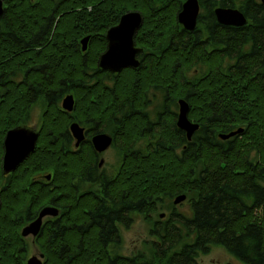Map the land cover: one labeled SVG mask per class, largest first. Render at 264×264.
<instances>
[{"label":"trees","instance_id":"trees-1","mask_svg":"<svg viewBox=\"0 0 264 264\" xmlns=\"http://www.w3.org/2000/svg\"><path fill=\"white\" fill-rule=\"evenodd\" d=\"M183 1L61 0L62 7L53 11V0H3L0 140L23 121L38 97L45 95L47 104L42 113V138L47 131L56 134L66 126L67 113L59 104L66 92L74 94L73 113L82 114L142 108L146 88L152 84L164 86L172 98H187L188 118L199 124L190 140L182 130L183 156L174 152L181 141L178 135L173 137L169 119V141L154 151L126 155L117 178L107 183L110 191H127L130 211H156L160 195H191L190 219L176 220L177 226L169 220L149 229L162 241L161 246L150 241L149 256L142 252L134 257L113 254L109 245L122 225L111 226L116 213L110 211L124 205L123 195L111 196L110 211L81 197L77 215L82 229L40 233L46 264H162L167 249L176 248L180 241L183 244L171 254L169 264H200L198 255L214 244L243 264H264V7L260 0H199L197 26L187 31L176 18ZM219 5L239 8L247 23L236 27L219 24L213 14ZM129 10L142 13L135 44L150 46L152 51L160 48V57L154 56L148 71L141 64L138 69L122 70L113 85L107 86L102 79L109 73L96 69L98 56L106 48L103 34ZM85 34L91 39L83 52L79 40ZM197 65L207 68L188 76ZM89 72L98 73V83L84 88ZM21 73L23 78L16 80ZM136 122L129 129L135 126L139 133L142 121L137 117ZM241 127V133L230 138L218 137ZM46 142L47 148L52 146L51 138ZM46 147L38 155L43 169L57 170L63 181H70L73 165L68 158L56 165L57 153ZM91 153L76 156L75 168L83 178L93 159ZM22 187L16 186L15 199L24 195ZM4 198L10 205L9 194ZM3 212L1 235L12 227L8 208ZM23 253L18 235L0 236V264H23Z\"/></svg>","mask_w":264,"mask_h":264},{"label":"flooded vegetation","instance_id":"flooded-vegetation-1","mask_svg":"<svg viewBox=\"0 0 264 264\" xmlns=\"http://www.w3.org/2000/svg\"><path fill=\"white\" fill-rule=\"evenodd\" d=\"M60 1L61 0H53V2H55L53 11H58L62 7L61 3H59ZM116 24L117 23L113 26ZM105 34L106 32L103 36L107 45ZM90 39L88 40L87 47ZM158 45L159 47L161 46V44ZM134 46L139 48V51L136 54L139 60V65L137 68L129 67L138 69L141 64V67L144 68V70H150L154 56L157 58L160 57V48L152 51L149 48L150 46H137L135 40ZM106 48L101 53H103ZM127 68H123L118 73H115L110 70L101 69L98 66V61L96 63V69L109 73L107 75L108 77L105 76L102 79V83L107 86H112L115 80L114 77ZM87 74L88 75L84 77V88H87V85L90 86V84L98 83V81H96L98 73L89 72ZM146 89V102L145 106L142 108H122L121 110L112 109L110 111L84 112L82 114L73 113L74 109L70 112L62 109L61 100L66 94L71 93L74 98L72 92H66L59 102L61 110L67 113L66 126L64 129H61V131L56 132V134L52 131H47L41 138L40 132L42 130V122L40 124L31 125L22 121L17 124H26L34 129L36 128V130H38V138L35 143V149L26 154L25 157L16 163L15 167L9 172L3 171V158L6 150L4 137L7 131L5 132L0 140V220L4 213V209L8 208L12 227L7 234H0V236L18 235L20 237L24 251V258L22 260L23 264H26L27 260L32 255L38 257L42 261V264H46V250L43 249V246L40 245L38 240L41 232L82 229L80 226L82 222L77 215L81 197L88 198V200L93 201L95 204L101 206L104 205V207L110 211V205L113 203L111 196L119 193L121 196L123 195L121 197V202L124 205H121L120 208L117 207L114 212L110 211V214L112 215H115L116 213V216H113L114 218L112 217L110 220L111 226L132 224L136 220L135 217L138 215L141 216L145 222H150V228L155 224L163 225L164 222H168L169 220H172L171 222L173 225L177 226L176 220L190 219L189 215L184 214L182 211H177V206H179L180 203H183L185 199L186 202H188V195L185 193H183L186 195L185 199L179 203L173 202L176 197V195H174L172 197V203L168 207L167 205L163 206L164 196H157V210L144 213L140 210L130 211L128 209V198L125 196L127 191L125 189L120 192L110 191V188L107 185L108 182H113V180L119 175L120 167L126 155H139L140 152L148 151V149L154 151L157 146L163 144V142L166 144V142L169 141V135L166 136V134L169 133L167 130L169 119L172 120L173 131H175L173 137L175 138L176 135H178V141H181V145L174 148V152L184 156L182 130L177 125V116L179 112L178 95L172 98V95L164 86L162 87L157 84H152ZM137 117L140 118V121H142L141 124L143 125L139 133L136 132L137 127L135 128V126L132 131L129 129V126L132 123H137ZM44 120L45 118L42 119V121ZM72 122H76L83 128V138L79 141L78 145H76V138L70 130V123ZM100 134L109 137L110 143L106 148L98 151L96 145H94L93 138ZM46 138L52 139L53 142L51 147H46L49 146L47 142L45 143ZM164 138L167 140L164 141ZM44 147L51 150L50 152L57 153L54 157L56 159V165L61 162L62 158L63 161H66L65 159L68 158L70 165H73L74 168L73 173L69 177L70 181L66 179L63 181L60 178V175L57 174V170L54 172L53 169H43V166L39 162L38 155L40 154V149L42 148L43 150ZM86 151L87 153L88 151H91V155H93V159L90 160V165H88L87 168V175L85 176L87 179L83 178L84 176L81 173L79 174L75 168L77 160L76 156L79 155V153H84ZM111 151H113V154L107 155ZM21 174L22 176L20 177ZM68 183H70L69 187L67 186ZM21 185L23 186L22 189L25 193L15 199L17 195V192H15L16 186L20 187ZM48 193H50L49 197H44V194ZM8 194L11 197L10 205L7 202L4 203V197L5 195L8 196ZM114 201L117 202L118 199H114ZM5 204H8V206ZM42 211H44V214L39 217L40 212ZM155 215L157 216L156 219H154ZM150 217H153V219ZM37 220L38 226L36 230H30L27 235H22L24 228ZM32 233L37 234L34 235ZM29 236H32L31 244L39 248L40 251L38 254L31 253L28 255V246H26L24 240L25 237ZM150 236L152 235L150 234ZM189 237L191 238V235H189ZM153 240L154 242H157L158 245H162V241L157 240L156 237H154ZM182 244L183 242L180 241L175 244L177 248L174 247L167 249L168 252L160 259L162 264H169V257L172 253L179 251ZM120 256L127 257L128 255Z\"/></svg>","mask_w":264,"mask_h":264},{"label":"water","instance_id":"water-1","mask_svg":"<svg viewBox=\"0 0 264 264\" xmlns=\"http://www.w3.org/2000/svg\"><path fill=\"white\" fill-rule=\"evenodd\" d=\"M229 1V0H225ZM260 3L264 7V0H260ZM4 13L3 0H0V17ZM200 14V1L199 0H184L181 3L179 12L177 13V22L187 31H193L197 26V19ZM213 14L217 22L221 25L228 26H243L247 23V18L244 13L237 7H231L228 5L214 7ZM142 21V13L139 11L129 10L123 13L117 24L107 29L106 38L107 45L106 50L99 55L98 66L101 69L110 70L118 73L121 69L129 66L137 68L139 60L136 56L139 48L134 46V34L139 29ZM89 35H85L81 40L82 51L86 50ZM179 112L177 116V125L185 132L186 139L190 140L193 134L197 131L199 126L198 122L188 118L189 102L187 98L179 99ZM62 109L64 111H72L75 107L74 98L71 93L66 94L61 100ZM70 130L76 138V145L83 138V128L76 122L70 123ZM243 128H237L229 133H219L218 137L221 139L230 138V136L241 133ZM38 136V130L36 128L21 124L13 126V128L7 130L4 137L5 154L3 171L9 172L15 164L22 160L26 154L33 151ZM94 145L98 151L106 148L110 143L109 137L104 134H100L93 138ZM185 194L179 193L174 198V203H179L184 200ZM44 214V211L40 212V216ZM35 226V227H34ZM38 226V220L34 223H30L28 227H25L22 235H27L30 230H36ZM37 234V233H32ZM26 264H42V261L32 255L27 260Z\"/></svg>","mask_w":264,"mask_h":264},{"label":"rangeland","instance_id":"rangeland-1","mask_svg":"<svg viewBox=\"0 0 264 264\" xmlns=\"http://www.w3.org/2000/svg\"><path fill=\"white\" fill-rule=\"evenodd\" d=\"M121 16V15H120ZM119 16V18H120ZM119 18L117 20H119ZM86 35V34H85ZM81 40V38H80ZM207 66H201L197 65L194 68H191L190 71L187 73L188 76H193L197 73H200L201 71H205ZM16 80H21L23 78V73L17 74L15 76ZM60 102V100H59ZM60 104V103H59ZM31 106L28 108L26 112V117L23 119V122H26L31 125L40 124L43 119L42 113L45 110L46 107V97L45 95L42 97H38L36 100L33 101V103L30 104ZM42 125V124H41ZM144 149V148H142ZM113 151L109 152L107 155H112ZM111 162V161H110ZM187 195V193H185ZM163 206H170L172 203L171 197H163ZM191 201V195H188V202L183 201V203H180L179 206H177V211H182L184 214L189 215V217L192 214V207L190 206ZM153 219V217H150ZM157 216L155 215L154 219H156ZM135 221L132 224H126L119 226V235L114 240V242H111L112 245H109V251L113 252V254L117 253L120 255L125 256H131L134 257L138 256V254H145L146 256H149L151 254V251H148V247L150 245V241L154 239L153 236H150V230L151 227L150 222H145L144 219H142L141 216H136ZM184 230H182V233ZM32 236L25 237V244L28 246V255L29 254H38L40 251L37 246H33L31 244ZM189 241H192L191 239H188ZM154 241V240H153ZM177 248V247H176ZM197 260L200 264H243L239 259L234 258L232 255L229 254V252L226 250V248H223L219 245H211L209 247V250L207 252L200 253L197 257Z\"/></svg>","mask_w":264,"mask_h":264}]
</instances>
